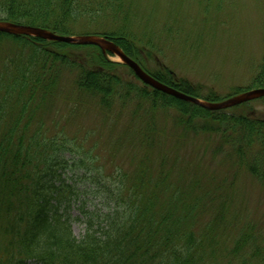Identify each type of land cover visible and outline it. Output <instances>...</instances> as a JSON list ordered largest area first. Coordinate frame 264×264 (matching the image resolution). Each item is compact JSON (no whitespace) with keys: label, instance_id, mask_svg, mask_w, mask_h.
Here are the masks:
<instances>
[{"label":"trees","instance_id":"obj_1","mask_svg":"<svg viewBox=\"0 0 264 264\" xmlns=\"http://www.w3.org/2000/svg\"><path fill=\"white\" fill-rule=\"evenodd\" d=\"M118 1L0 0V21L74 36L78 19L86 18L82 26L103 28L104 18L108 28L92 35L114 42L156 80L194 97L222 100L188 79L175 80L167 68L148 69L142 54L152 59V46L125 26L127 11L122 15ZM109 56L95 45L0 32V264H222L224 255L227 264H264V247L253 244L252 227L231 238V180L208 185L195 169L209 152L264 187V116L253 101L204 109L142 83ZM254 73L249 86L228 96L264 88V40ZM58 99L65 113L56 108ZM256 100L264 105V97ZM92 108L99 129L66 131L65 123ZM172 109L179 129L167 135L156 115ZM201 136L205 150L182 163V145ZM99 148L112 160L100 162ZM70 151L76 154L68 158ZM120 155L129 159L127 166ZM68 169L75 175L82 170L79 178L93 183L89 190L100 200L93 209L79 202V237L70 207L81 198Z\"/></svg>","mask_w":264,"mask_h":264},{"label":"rangeland","instance_id":"obj_2","mask_svg":"<svg viewBox=\"0 0 264 264\" xmlns=\"http://www.w3.org/2000/svg\"><path fill=\"white\" fill-rule=\"evenodd\" d=\"M115 1L111 0V3ZM118 2L124 9L122 15H125L127 11L128 22L125 26L138 38L143 39L145 43L148 41L152 46L154 55L152 59L147 57L146 51L142 54L145 66L151 71L167 68L173 71L175 80L188 79L196 85H201V93L207 94L213 90L222 99L229 97L228 93L233 88H245L250 85L263 52L264 0H119ZM89 5L94 6L95 3L90 2ZM78 20L80 24L73 27L74 36L92 35L96 29L102 31L109 26V22L104 18L99 21L103 24V28L88 26L87 23L82 26L86 18ZM71 51V54L82 52L76 49ZM109 59L120 61L116 55L109 56ZM122 70L128 72L125 67ZM250 89L252 88L247 90ZM65 91L69 92L70 88L66 86ZM252 101L258 110V115L264 116V105L259 100ZM64 105L59 99L55 100L56 108L65 113ZM175 113L176 110L172 109V111H161L156 115L158 126L165 130L167 135L179 129ZM94 114L93 108L78 114L71 124L65 123L66 131L73 133L76 129L81 131L90 128L99 129V121ZM61 123L63 124L64 121ZM204 140L201 136L182 145L178 152L181 162L184 163L182 158L190 159V162L197 160L198 151L205 150L201 144ZM163 144L169 146V140L164 139ZM75 152H66V156L69 158L76 154ZM98 152L101 156L100 162L106 163L112 160L105 149L99 148ZM116 158L127 166L129 161L127 157L120 155ZM199 159V166H195V169L199 175L203 176L202 183L209 185L222 178L231 180V205H233L231 211L234 214L233 220L229 222L230 227L234 228L231 238L236 239L240 228L250 226L252 227L250 232L255 239L253 244L263 248L264 187L262 184L239 168L235 170L227 158H212V155L207 152ZM74 173L70 169L67 170L69 179L75 183L76 191L81 199L70 207V223L74 234L79 237L84 227L82 220L75 219L80 215L79 202L84 200L86 206L93 209L99 207L100 200L94 192L89 190L93 183L79 178L83 171L77 170V175ZM226 186L229 185L226 184L223 190L228 188ZM224 257L222 264H227L229 257L226 255Z\"/></svg>","mask_w":264,"mask_h":264},{"label":"water","instance_id":"obj_3","mask_svg":"<svg viewBox=\"0 0 264 264\" xmlns=\"http://www.w3.org/2000/svg\"><path fill=\"white\" fill-rule=\"evenodd\" d=\"M0 32L14 34V35L34 36L49 41H59V42L73 43L79 45H96L103 52L108 51L118 56L120 61L128 65L132 69L134 74L147 85L165 94L174 96L181 100L191 102L208 110L225 109L264 96V88H257L240 93L238 95H235L220 102L202 101L198 98L182 93L170 86H167L157 81L156 79L145 73L135 61L130 59L128 56H126L124 52L114 42L108 40L105 37L59 35L39 27H33L29 25H23V24H17V23L5 22V21H0Z\"/></svg>","mask_w":264,"mask_h":264}]
</instances>
